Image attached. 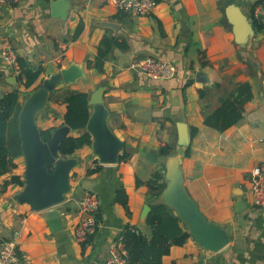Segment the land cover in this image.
Here are the masks:
<instances>
[{
    "label": "crops",
    "instance_id": "obj_1",
    "mask_svg": "<svg viewBox=\"0 0 264 264\" xmlns=\"http://www.w3.org/2000/svg\"><path fill=\"white\" fill-rule=\"evenodd\" d=\"M53 1L0 4V97L18 89L22 106L44 78L72 63L82 64L83 77L55 88L85 90L91 96L103 86L107 124L124 144L121 153L131 155L101 163L92 144H86L67 156L76 163L66 198L57 205L61 227L56 230L46 210H33L15 199L23 185L6 184L12 174L24 179L23 151L15 156L16 166L0 175V234L15 240L20 264H104L110 244L123 243L127 228L150 235L143 216L149 204L146 181L165 162L159 148L170 144L175 152L180 123L190 136L182 159L184 186L207 218L226 228L230 240L211 251L190 235L183 244L172 245L161 264H264V209L253 204L251 191V170L264 155V23L254 14L259 0H158L148 15L127 13L113 0H60L54 6ZM108 21L116 27L103 24ZM106 34L121 44L111 50L103 71L88 68L87 60L96 56ZM240 34L249 35L242 41ZM7 48L15 52L18 66L23 57L34 69L42 68L29 87L7 63L2 54ZM145 56L173 62L176 75L156 79L134 68ZM199 72L205 81L198 80ZM243 82L252 96L244 103L242 119L225 130L208 125L206 114ZM144 109L150 110L147 118L138 116ZM65 112V102L48 97L36 124L53 132L65 124ZM12 121L19 129V113ZM191 127L197 128L193 135ZM84 130L70 129L68 134ZM149 152L156 154L155 161L147 157ZM120 189L127 205L118 199ZM86 191L101 199L99 224L86 241L78 242L73 230L78 199Z\"/></svg>",
    "mask_w": 264,
    "mask_h": 264
},
{
    "label": "water",
    "instance_id": "obj_2",
    "mask_svg": "<svg viewBox=\"0 0 264 264\" xmlns=\"http://www.w3.org/2000/svg\"><path fill=\"white\" fill-rule=\"evenodd\" d=\"M59 1L54 0L52 5ZM230 10L236 9L232 6ZM103 24L116 27V24L111 21ZM248 26L251 31L249 24ZM248 35L240 34L237 39L243 41L242 38ZM84 75L82 64L76 63L63 68L58 73L50 74L43 79L41 86L26 98L19 111V135L26 168L25 183L22 190L15 195V199L29 203L33 210H46L45 217L53 230L61 227V211L57 205L65 200L66 193L70 189V172L76 159L64 157L59 152V144L68 134L70 127L64 124L45 138L36 124L35 117L37 112L46 105L50 92L57 84H70ZM197 78L199 81H205L203 72H199ZM103 92L104 87L101 86L91 94L89 103L92 105V112L85 128L92 136L91 144L99 161L117 163L124 144L107 124L108 110L104 106ZM149 113V109H144L138 113V116L147 118ZM189 144L190 136L187 126L185 123H180L176 150L168 155L164 162L165 186L159 198L173 208L190 235L201 246L211 251H218L230 240L226 228L209 220L184 186L182 159ZM147 157L156 160L155 153L149 152ZM150 209V205L146 204L143 216H147Z\"/></svg>",
    "mask_w": 264,
    "mask_h": 264
},
{
    "label": "trees",
    "instance_id": "obj_3",
    "mask_svg": "<svg viewBox=\"0 0 264 264\" xmlns=\"http://www.w3.org/2000/svg\"><path fill=\"white\" fill-rule=\"evenodd\" d=\"M118 44L121 42L116 36L104 35L98 45L96 56L87 60V67L103 71L105 60L109 57L113 47ZM18 63L21 69L18 80L24 86L29 87L38 79L42 68L34 69L23 57L18 58ZM251 96L249 84L240 83L215 109L206 114L205 122L219 130L231 127L242 119L244 103ZM89 98L90 95L87 91L69 87L54 88L49 95V99L66 103L64 123L72 130L85 129L91 116ZM20 108L18 89L8 91L0 97V175L11 172L16 166L14 157L22 153L18 122L12 121L14 116L18 115ZM196 131V127H191L192 135ZM42 133L45 138H48L51 130L42 131ZM91 143L92 136L87 130L79 135L67 134L59 144V152L62 156L67 157L76 149ZM174 147L170 144L163 145L159 148V154L167 157L172 153ZM188 151L189 146L186 147V155ZM130 155L129 151L124 150L119 156V161L128 159ZM9 182L19 185L25 183L18 174H12L6 184ZM146 183L149 187L148 203L151 207L146 223L151 229V234L147 235L140 229L131 227L123 232L121 238L129 264H161L163 256L169 253L172 245L183 244L190 236L189 230L181 224L182 222L173 208L159 198L160 192L165 186L164 163ZM118 199L127 205L123 189L118 190Z\"/></svg>",
    "mask_w": 264,
    "mask_h": 264
},
{
    "label": "built area",
    "instance_id": "obj_4",
    "mask_svg": "<svg viewBox=\"0 0 264 264\" xmlns=\"http://www.w3.org/2000/svg\"><path fill=\"white\" fill-rule=\"evenodd\" d=\"M16 0H0V4L13 3ZM118 8L133 15H148L158 5V0H113ZM254 14L264 23V0H259L254 7ZM7 63L20 74L17 57L11 48L2 51ZM148 76L156 79H170L176 75L177 68L173 62L164 59L145 56L133 63ZM253 204L264 209V155L251 170ZM101 205L99 195L94 191H86L78 199L79 218L74 225L73 237L78 242L86 241L95 233L99 224L97 212ZM0 264H20L17 246L14 239H8L0 234ZM104 264H129L126 250L121 240L113 241L109 246L108 256Z\"/></svg>",
    "mask_w": 264,
    "mask_h": 264
}]
</instances>
